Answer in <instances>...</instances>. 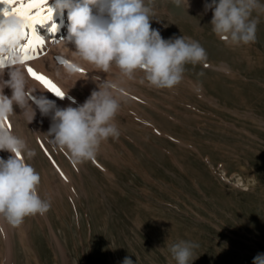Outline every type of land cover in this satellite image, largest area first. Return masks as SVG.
<instances>
[{"label": "rangeland", "instance_id": "1", "mask_svg": "<svg viewBox=\"0 0 264 264\" xmlns=\"http://www.w3.org/2000/svg\"><path fill=\"white\" fill-rule=\"evenodd\" d=\"M197 1L198 10L145 0L164 39L191 37L207 52L206 61L185 65L173 88L141 83L139 70L133 79L115 65L105 73L75 49L55 51L60 66L69 60L83 71L64 67L52 78L67 93L59 101L47 91L52 100L75 107L97 77L116 83L120 135L102 142L93 159L76 161L47 136L51 118L28 124L14 106L10 131L35 151L26 163L51 207L18 226L0 216V264H123L126 257L176 264L169 247L181 240L198 245L192 264H253L264 253V10L250 17L258 21L255 41L233 45L212 31L211 0ZM10 155L0 151V158Z\"/></svg>", "mask_w": 264, "mask_h": 264}, {"label": "clouds", "instance_id": "2", "mask_svg": "<svg viewBox=\"0 0 264 264\" xmlns=\"http://www.w3.org/2000/svg\"><path fill=\"white\" fill-rule=\"evenodd\" d=\"M173 2L189 6L188 0ZM93 6L98 7L95 15ZM50 7L61 15L67 11L69 23L63 41L74 46L80 60L105 73L115 65L123 76L133 79L139 70L144 73L141 83L146 80L150 86L170 89L183 79L186 64L207 60V52L198 41L185 36L164 39L159 30L152 28L154 12L145 0H54ZM258 8L264 10L259 0H211L205 4V10L213 12V33L233 45L255 41L258 21L250 17ZM23 40L21 18L12 14L0 18V52L19 47ZM64 66L70 74L80 69L69 60L64 61ZM97 80L96 88L82 104L59 107L55 100L34 95L35 89L27 88L21 56L13 59L6 71L0 67V151L11 154L6 160L0 158V216L9 225H20L27 216L44 215L51 207L38 194L39 173L26 163V158L36 155L35 151L9 130L7 122L16 114L14 106L21 109L19 115L28 124L35 119L37 110L41 116H50L46 134L51 142L67 150L76 161L90 160L102 142L120 135L114 121L121 106V90L112 81L101 77ZM5 88L11 90L10 96L5 94ZM196 247L191 241L181 240L172 244L169 252L176 264H192L197 258L193 255ZM123 264L133 261L126 257ZM253 264H264V253L257 254Z\"/></svg>", "mask_w": 264, "mask_h": 264}, {"label": "bare ground", "instance_id": "3", "mask_svg": "<svg viewBox=\"0 0 264 264\" xmlns=\"http://www.w3.org/2000/svg\"><path fill=\"white\" fill-rule=\"evenodd\" d=\"M53 3H54V0H49V4L50 5H52ZM188 5L191 8H194L196 10L199 9V2L197 0H188ZM18 6H19L18 0H14V2L11 5H4L3 3H0V18H3L4 17L3 16V12H4L5 8H8L10 10L11 8L18 7ZM97 13H98V7L97 6H93V14L95 15ZM68 23L69 22H68V18H67V11H65L63 13V15H61L60 13H55L54 12L53 20L51 22H49L48 24L43 25L47 30L50 31V35L49 36H46V30L38 31L36 29L37 35H40L45 42H44V44L42 46L39 47V49L37 50V52H35V53L34 52H29V55H35V56H37V58L32 59L31 61H28V62H25L24 63V69H25V72H26L27 80L29 81V84H31V85H29L30 86V89H35V91H36V93H34V95L39 96V95L43 94L44 96L48 97L49 99H54V97H55V95H54V97H52V95L48 94V92H47L48 90L47 89L45 90L47 93L43 92V90L41 91V88L39 89V85L41 83L37 85V82L38 81L35 80L34 78H32L29 75V73L27 72V68L28 67H31L37 73L43 74L44 76H46L50 80L52 78H55V80H56V77H59L60 75H63V73H65V71L67 69L65 70V68H64L65 66L64 67L63 66H60V62H58L57 60H55L54 53L55 54H58L55 51H64V53H65L67 51L74 50V46L71 45V44H68L65 41H63V42H61V43H59L57 45H54V43H56L60 38H63L65 36H67ZM52 24H55L56 25V30L54 32H52L51 29H50V27H51ZM23 42L24 41H22L21 43H23ZM71 53H72V51H71ZM21 55H22V53H20L18 51H9V50H7L6 52H0V61H3L4 62V65H5L4 68H5L6 66H8V64L10 63L11 60H13L17 56H21ZM67 55H68V53H67ZM67 55H66V57H67ZM75 55H76V53H75ZM62 56H64V55H62ZM56 57H58V56L56 55ZM60 60H62V59H60ZM6 70H7V68H5V71ZM58 72H59V75H57ZM66 74H65V76L66 77H69L68 73H66ZM50 76H54V77H50ZM79 76H77L78 80L76 78V80L78 82L80 81L82 83L83 81H85L84 78L81 75H79ZM6 77H7V74H6V76L4 78L7 79L8 77L7 78ZM63 83H65V82H62L60 84L62 85ZM83 84H85V83H83ZM60 89H62V88H60ZM63 90H64V88H63ZM4 91H6V94L7 95H9V96L11 95V90L10 89L5 88ZM56 99L57 100L59 99V101H60V98L59 97H57ZM33 107H35V105H33ZM35 118H40V119H43V120H47V119L50 118V116H48V117L41 116V114L37 110V115H36ZM7 123H8V127H9V125L11 126L9 120H8ZM11 129H12V126L9 127V130H11Z\"/></svg>", "mask_w": 264, "mask_h": 264}, {"label": "snow or ice", "instance_id": "4", "mask_svg": "<svg viewBox=\"0 0 264 264\" xmlns=\"http://www.w3.org/2000/svg\"><path fill=\"white\" fill-rule=\"evenodd\" d=\"M14 0H0V3L4 5H11ZM19 6L11 8H5L3 16L10 14L16 15L24 21V42L17 48H10L9 51H18L22 53V63L31 61L37 58L35 55H29V52H37L40 46L44 44V40L40 35L36 33V25H45L53 20V9L50 7L49 0H18ZM51 31L56 30V25L52 24ZM13 61V60H11ZM10 61V62H11ZM4 62L0 61V67H4ZM79 71H83L79 69ZM29 75L35 80L39 81L47 90L57 97L63 98L65 93L54 84L49 78L43 74L37 73L31 67L27 68ZM9 127H11L9 125Z\"/></svg>", "mask_w": 264, "mask_h": 264}]
</instances>
